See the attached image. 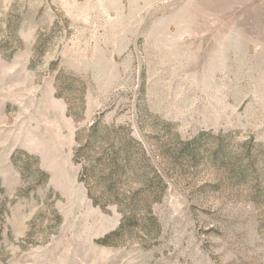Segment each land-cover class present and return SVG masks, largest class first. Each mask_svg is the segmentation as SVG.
Returning <instances> with one entry per match:
<instances>
[{"label":"rangeland","instance_id":"obj_1","mask_svg":"<svg viewBox=\"0 0 264 264\" xmlns=\"http://www.w3.org/2000/svg\"><path fill=\"white\" fill-rule=\"evenodd\" d=\"M96 122L167 185L138 228L80 182ZM0 264H264V0H0Z\"/></svg>","mask_w":264,"mask_h":264},{"label":"trees","instance_id":"obj_2","mask_svg":"<svg viewBox=\"0 0 264 264\" xmlns=\"http://www.w3.org/2000/svg\"><path fill=\"white\" fill-rule=\"evenodd\" d=\"M123 131V127H104L99 122L94 123L84 140L79 135V145L82 142L85 145L76 151L75 161L78 163L79 156L84 153L93 163L92 167L82 169L80 177L93 204L103 210L110 206L119 207L124 215L121 228L132 230L140 226V221L152 220V207L161 201L167 185L154 167H147L149 159L141 143L129 134L125 136ZM134 184L140 187L134 189ZM142 215L144 218L139 220ZM145 229L149 232L148 227ZM118 233L107 235L100 243L112 245L111 240Z\"/></svg>","mask_w":264,"mask_h":264}]
</instances>
